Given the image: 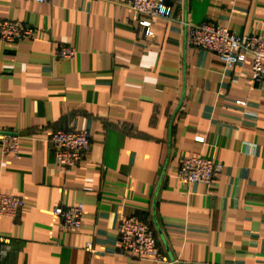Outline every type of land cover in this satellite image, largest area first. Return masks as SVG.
I'll return each mask as SVG.
<instances>
[{"label": "crops", "instance_id": "crops-1", "mask_svg": "<svg viewBox=\"0 0 264 264\" xmlns=\"http://www.w3.org/2000/svg\"><path fill=\"white\" fill-rule=\"evenodd\" d=\"M126 2L0 0V22L33 31L0 40V130L20 136L16 157L0 150V194L23 202L0 218V264H164L119 255L122 215L149 225L170 264H264V83L250 59L227 68L188 46L183 25L260 35L264 0H183L151 37ZM61 46L74 57L56 58ZM68 129L91 147L64 170L48 140ZM193 156L222 166L212 186L177 180ZM78 204L81 229L60 232L52 210Z\"/></svg>", "mask_w": 264, "mask_h": 264}, {"label": "built area", "instance_id": "built-area-1", "mask_svg": "<svg viewBox=\"0 0 264 264\" xmlns=\"http://www.w3.org/2000/svg\"><path fill=\"white\" fill-rule=\"evenodd\" d=\"M36 4H49L52 0H24ZM183 0H127L125 9L129 14L141 17L139 25L145 29V35L153 34L150 27L155 20L168 19L171 4H180ZM186 29L188 46L205 50L215 55L227 68L240 67L250 59V74L252 80L264 83V33L251 36H237L227 28L211 22L200 24L183 23ZM33 31L17 22H0V40L14 43L32 39ZM74 49L61 46L56 50L58 59L69 60L74 57ZM20 136L14 132L0 130V150L3 155L16 157L19 150ZM49 145L58 167L64 170L75 168L91 147L88 132L76 129L61 130L52 133ZM248 149L252 147L247 146ZM222 166L210 159L200 156L184 157L179 162L176 178L184 185L203 184L212 186ZM23 208L19 197L0 194V218L16 219ZM52 214L59 220L60 232L79 231L83 215L81 204L73 207H55ZM10 241L0 236V245H8ZM90 251L91 245H85ZM118 252L121 256H132L155 263L170 264L162 254L156 238L144 221L122 215L118 225Z\"/></svg>", "mask_w": 264, "mask_h": 264}, {"label": "trees", "instance_id": "trees-1", "mask_svg": "<svg viewBox=\"0 0 264 264\" xmlns=\"http://www.w3.org/2000/svg\"><path fill=\"white\" fill-rule=\"evenodd\" d=\"M151 229V228H150Z\"/></svg>", "mask_w": 264, "mask_h": 264}]
</instances>
